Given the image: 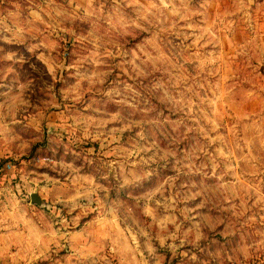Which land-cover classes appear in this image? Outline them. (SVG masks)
I'll return each mask as SVG.
<instances>
[{
  "label": "rangeland",
  "instance_id": "rangeland-1",
  "mask_svg": "<svg viewBox=\"0 0 264 264\" xmlns=\"http://www.w3.org/2000/svg\"><path fill=\"white\" fill-rule=\"evenodd\" d=\"M2 168L47 264H264V0H0Z\"/></svg>",
  "mask_w": 264,
  "mask_h": 264
},
{
  "label": "crops",
  "instance_id": "crops-1",
  "mask_svg": "<svg viewBox=\"0 0 264 264\" xmlns=\"http://www.w3.org/2000/svg\"><path fill=\"white\" fill-rule=\"evenodd\" d=\"M4 174L0 172V264H47L45 255L58 236L45 225L43 209L19 196V188L5 182Z\"/></svg>",
  "mask_w": 264,
  "mask_h": 264
},
{
  "label": "water",
  "instance_id": "water-1",
  "mask_svg": "<svg viewBox=\"0 0 264 264\" xmlns=\"http://www.w3.org/2000/svg\"><path fill=\"white\" fill-rule=\"evenodd\" d=\"M31 202L36 204H44L42 197L36 191L31 193Z\"/></svg>",
  "mask_w": 264,
  "mask_h": 264
},
{
  "label": "built area",
  "instance_id": "built-area-1",
  "mask_svg": "<svg viewBox=\"0 0 264 264\" xmlns=\"http://www.w3.org/2000/svg\"><path fill=\"white\" fill-rule=\"evenodd\" d=\"M6 166H7V167H5V165H4V168H5V169H7V168L10 169V168H12V164H11L10 162H8V163L6 164ZM4 168H2V169H0V170H3ZM1 172H2V171H1Z\"/></svg>",
  "mask_w": 264,
  "mask_h": 264
}]
</instances>
